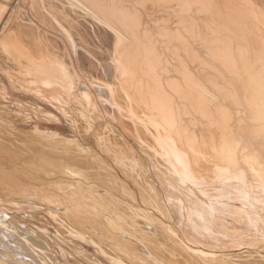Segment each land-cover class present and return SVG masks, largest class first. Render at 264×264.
Wrapping results in <instances>:
<instances>
[{
	"label": "bare ground",
	"instance_id": "6f19581e",
	"mask_svg": "<svg viewBox=\"0 0 264 264\" xmlns=\"http://www.w3.org/2000/svg\"><path fill=\"white\" fill-rule=\"evenodd\" d=\"M30 7L37 18V8L42 7L46 13L43 22L73 41L77 55H84L79 62L86 67L83 72L104 100L106 111L117 118L127 135L146 142L144 151L169 171V182L181 186L178 190L191 191L185 185L200 181L220 183L218 187L230 184L246 197L250 196L246 182L255 194L264 191V0H30ZM6 8L0 2V19ZM17 16L8 32L34 54L32 57H42V49L47 62H56L54 59L61 55L60 51L56 53L59 45L55 42L60 43L65 57L64 62L57 61L61 66L36 70L44 77L42 84L72 93L79 87V79L67 67L71 62L62 39L37 28L25 13ZM0 55L6 60L14 56L8 36L4 37ZM79 89L87 110L102 118L92 92L85 85ZM117 104L128 115H121ZM74 112L81 129L88 127L92 119L84 111ZM130 117L139 122L138 131ZM4 120L0 116V133L2 127L16 128L12 123L4 124ZM31 131L37 144L49 146L68 160L76 154L75 149V154L69 151L80 147L55 133H41L37 126ZM30 153L0 134V192H8L11 202L60 210L49 208L50 215L60 220L55 222L75 227L68 230L72 236L88 238L114 264H264L263 254L256 252L217 255L191 251L175 230L157 220L151 211L123 202L103 187L97 190L86 186L81 170L70 167L84 161L70 165L61 159H49L51 156L44 153ZM90 170L87 172L91 174ZM68 175H74L71 188L65 187L70 181H66ZM99 181L98 185L102 183ZM225 181L229 182L223 184ZM123 182L120 189H126ZM195 196L199 199V215L209 218L206 202ZM56 252L37 231L7 213L0 214V264H60Z\"/></svg>",
	"mask_w": 264,
	"mask_h": 264
},
{
	"label": "rangeland",
	"instance_id": "374dc122",
	"mask_svg": "<svg viewBox=\"0 0 264 264\" xmlns=\"http://www.w3.org/2000/svg\"><path fill=\"white\" fill-rule=\"evenodd\" d=\"M0 2L4 3L7 7L0 22V43L4 36H8V42L12 47L15 56L10 57L9 59L7 58L8 60H4L0 57V81L5 88V91L0 90V98H2L0 99V110L2 108L4 109V113H1L0 111V116L3 119L7 120V122H5V120L3 121L4 124L12 123V125L16 127L14 130L4 129L5 127L1 128L2 132L0 134H3L5 139H7L9 142H15L28 152H31L33 154H35V152L39 154L44 153L46 157L51 156L49 159H61L65 161V164L70 163V165H72L73 163H76L77 160H81L82 162L84 161L86 164L83 162L81 164L83 167L77 164H73L70 167L76 166L77 170L79 168V170L77 171L75 170V167H73V170H75L76 172H79L81 170L80 173L84 176L80 177H83L84 184L86 186L89 187L91 185L90 187H93V189L97 188V190H101V188L103 187V191H108V193H110L109 191H111L112 195L114 194L113 196L119 197L118 199H121L123 202L127 201L126 203H130V205L133 204L139 209L142 208L141 210L151 211V215L155 216V218H158L157 220H160L161 222L169 225L173 231L175 230V233L182 240L183 244H186L188 247L186 245L185 246L191 251L192 249L194 252H199V250H201L200 252L203 251L207 254L213 253L217 255H222V253L238 254L245 251H250L256 252L261 255L263 254L264 256V191H259L260 193L262 192L261 194L259 192V194H255L254 191L248 188V186L250 187L251 185L246 182V189L249 190L246 192L250 194V196L246 197L243 194H238L236 190L232 189V186L230 184L218 187L220 183L210 184L206 182H194L190 180V186H185L190 189L193 194H191L192 192L189 190L186 191L187 189H183V191H180L182 190L181 186L169 182L170 179H172L170 178L171 174L169 173V171H167L163 166H159V163H157V161L154 160L149 153L147 154L146 150L144 151L143 147L145 148L147 144L145 141H143L140 135V139L138 141L131 135H127L128 132L125 128H123L122 124L118 122L117 118L113 114L106 111L103 104L104 100L100 95H98L96 87L92 86L89 78L86 77L85 73L83 72L86 68L84 66V63L82 65H80L79 63L80 59L84 60V55H82L81 53L77 55L76 47L71 39L66 37L61 32L52 29L50 26L46 25L43 22V17H45L46 14H44L43 8H37L38 13L40 14L39 17L41 18L42 16V18L40 19L37 18L31 11L30 0H28L29 3H25L24 1L21 2V0H0ZM18 3L20 6H16L18 5ZM20 13H25L28 19L37 28L42 29L43 31L46 30L45 32L62 39L63 44L68 51V59L71 62V64L67 65V67L69 66V68L71 67V69H73L75 76H77V78L79 79V87L85 85L92 92L94 100L93 103L98 106L96 107L102 114V118H99V116L87 110L88 108L84 104V101L79 98V87L73 89V91H71L72 93H68V91L62 92V89L60 87L54 86L52 88H47L40 83L41 79H43L44 77L39 74L36 68H42L44 66H48L53 69L58 68L61 65H59L57 61H60V63H62L65 57H63L64 55L61 54V46L59 42L56 43L57 41L55 42V45H59V47L56 49V53L59 55L60 51L61 56H58L57 54L56 55L58 56V58H61V60L55 56L58 59H54L56 62H47L45 52L42 49H40V56L42 57H38L36 55V57H32L34 54L30 50H26L24 49L25 47H22L20 46V44L16 43L15 40L11 38V35L9 34L10 32L8 31H11L10 29L13 26L12 24H14L13 22H15L18 17L17 15H19ZM34 58H36L37 61ZM41 59L42 61H40ZM2 62H5V64H2ZM23 62L27 64L24 66ZM22 66L24 68H22ZM21 68L24 71H22ZM31 70L32 72H30ZM24 72H29V75L27 73L25 74ZM74 96L76 98H74ZM116 108H118L117 110L120 111L121 115L127 114V112L121 106L118 105ZM6 110L7 112L9 111V114L6 113ZM74 110H77L81 113L82 111H84V114H87L90 117L89 119L93 120L89 121L88 127L84 123L82 124L83 127L85 125V128L82 127L84 130L81 129L79 122L73 116L75 113ZM65 112H67L68 115H66ZM128 119H130L135 124V127L138 131L137 119L135 117H130ZM0 123L2 122L0 121ZM140 124L142 123L140 122ZM34 126H37L38 130L41 131V133L52 132L61 136V138L74 142L75 144H80L79 148H72L69 151L70 153H76L77 155H72V157H70V160H68V156L67 159V157H63V155H61L62 153H59L56 150H54L53 152V149H50L49 146L47 147L45 145L42 146L37 144L35 141L36 137H34L35 133L31 131ZM144 126L146 127V125ZM29 134L31 135V138L27 137L29 136ZM25 137L29 139V142L26 141L27 139H25ZM122 144L123 146H121ZM43 148L46 149L40 150ZM31 153L29 155H31ZM80 153H82L83 156H81L82 154ZM33 154L31 156H33ZM87 154L91 155L87 156ZM73 156L77 157L73 158ZM87 157H90L91 159H87ZM97 157L101 158L104 161H98ZM154 161L156 163H154ZM103 162H105V164H103ZM127 164H129V166ZM155 164H157L158 167ZM86 165L89 166L90 169L92 168L91 174H94L97 171L98 174L96 177L100 178V181L96 180V177H91V174L87 172V170L90 169ZM106 165L108 168L106 167ZM104 166L108 170H106ZM70 167L67 166V168ZM161 168L163 170H161ZM82 171H86L88 174L85 172L87 174L86 175ZM94 175H96V173ZM106 175H108V177ZM113 175L114 177H112ZM122 175H124L125 177ZM70 178H74V175ZM70 178L68 175L66 177L67 180H65L68 181L70 180ZM81 178L80 181L83 182ZM103 179H105L107 183ZM90 180H96V182H91ZM66 181H64V185ZM98 181L102 182L100 183L101 186L98 185ZM135 181L136 183H133ZM112 182H116L115 184H118L117 186H119V188ZM122 182L123 186H126L125 188L127 190L129 189L128 192L131 190L129 192V196L131 198L126 196L128 193L126 189H120L122 187ZM228 182L229 181H225L222 183L224 184ZM66 183L67 186L65 185V187L67 188H71V185H73V182H71V180ZM137 187L139 188V190ZM178 188L180 190H178ZM111 189H115L119 191V193L121 190L123 192L126 191V194L121 191L122 194L125 195L121 196V193L119 195L117 191L115 192V190L112 191ZM3 192L4 191L0 192V197L2 199V202L0 201V214L7 213L17 220L19 219V221L25 223L28 227L41 234L45 238V240L55 248V251H57L56 256L60 264H114L112 260L107 255H105V252L100 251L101 249L98 247V245L96 246V244H93L94 242H91V240L87 241L89 240L88 238H83L84 236L82 235H80L82 238H80L79 236L75 237L74 235L73 238L68 230L75 229V227L68 226L69 228H67L66 225H62L59 223L60 220L58 218H53L50 215L52 214V212L50 211L52 210L53 212H55L56 209H51L49 206L51 210H49V208L48 210H46L45 207H40L38 205L37 207L34 203L22 202L21 204V201H19L20 203L17 201V204V202H11V200L8 199V197L10 196L8 192ZM132 192L134 196L131 195ZM195 195H198V197L206 202L205 211L210 215L209 218H207L208 216L202 217L201 215H199V199L196 198L197 196ZM134 197L136 199H134ZM192 197L194 198L192 199ZM137 203L138 205H136ZM155 204L157 206H155ZM237 209H239L238 212ZM56 212L60 213L61 211L57 210ZM40 218H43V220H41ZM55 219H58L59 221L57 220L55 222ZM62 229H64V231ZM246 240H248L249 242H246ZM255 243L258 245L256 246ZM253 246L256 248H254ZM214 248L215 250H213ZM97 261L98 263H96Z\"/></svg>",
	"mask_w": 264,
	"mask_h": 264
},
{
	"label": "crops",
	"instance_id": "0c3cea01",
	"mask_svg": "<svg viewBox=\"0 0 264 264\" xmlns=\"http://www.w3.org/2000/svg\"><path fill=\"white\" fill-rule=\"evenodd\" d=\"M3 18V17H2ZM2 18L0 19V22H1V20H2ZM5 37V36H4ZM16 42V41H15ZM4 43V38L2 39V41H1V43H0V50H1V46H2V44ZM12 48V47H11ZM13 51V50H12ZM14 53V52H13ZM0 57L2 58V59H4L3 57H2V55H0ZM15 57V56H14ZM4 60H6V59H4ZM2 64H5V62H2ZM42 81H43V79H41V81H40V83L42 84ZM36 82V81H35ZM38 82V81H37ZM36 84V83H35ZM42 85H44L45 87H47V88H52V87H49V85L47 86V85H45V84H42ZM0 90L1 91H5V88H4V85L3 84H1V81H0ZM68 93H70V92H68ZM0 99H2V98H0ZM2 110H4L3 108H2Z\"/></svg>",
	"mask_w": 264,
	"mask_h": 264
}]
</instances>
